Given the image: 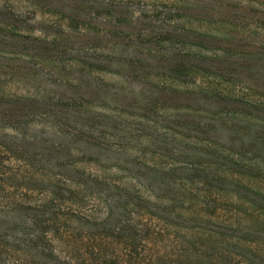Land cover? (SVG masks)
<instances>
[{"label":"trees","instance_id":"1","mask_svg":"<svg viewBox=\"0 0 264 264\" xmlns=\"http://www.w3.org/2000/svg\"><path fill=\"white\" fill-rule=\"evenodd\" d=\"M0 264H264V0H0Z\"/></svg>","mask_w":264,"mask_h":264},{"label":"rangeland","instance_id":"2","mask_svg":"<svg viewBox=\"0 0 264 264\" xmlns=\"http://www.w3.org/2000/svg\"><path fill=\"white\" fill-rule=\"evenodd\" d=\"M136 6H137V4H134L133 8ZM48 21H49V18H47V16L38 15L36 18V21L31 22L30 25L32 26V28L34 30V32L32 33L34 37H40L43 35L42 33H44V32H47V33L55 32L53 30H49L46 28L48 25H50L51 20H50L49 24H48ZM212 27L219 28L220 25H218L216 23V24H212ZM40 30H42V31H40ZM102 77L105 79V81H109L110 84H114V83H117L119 81V78L116 76H109V75H105V74L99 76V78H101V79H102ZM23 88H25L23 83H15L12 85V90H13V92H16V93L24 91V90H22Z\"/></svg>","mask_w":264,"mask_h":264}]
</instances>
